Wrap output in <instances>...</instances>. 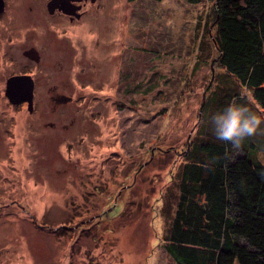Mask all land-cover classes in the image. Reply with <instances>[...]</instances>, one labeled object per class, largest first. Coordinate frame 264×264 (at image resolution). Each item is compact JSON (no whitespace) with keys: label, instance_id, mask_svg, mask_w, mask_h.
I'll list each match as a JSON object with an SVG mask.
<instances>
[{"label":"rangeland","instance_id":"1","mask_svg":"<svg viewBox=\"0 0 264 264\" xmlns=\"http://www.w3.org/2000/svg\"><path fill=\"white\" fill-rule=\"evenodd\" d=\"M47 1L0 14V264H176L165 235L204 101L226 80L252 100L217 64L213 3L77 0L71 21ZM25 74L33 111L7 95Z\"/></svg>","mask_w":264,"mask_h":264},{"label":"trees","instance_id":"2","mask_svg":"<svg viewBox=\"0 0 264 264\" xmlns=\"http://www.w3.org/2000/svg\"><path fill=\"white\" fill-rule=\"evenodd\" d=\"M185 1L213 3L217 64L252 100L228 80L206 97L202 137L180 164L164 247L176 264H264V121L237 147L214 135L211 119L230 103L264 118V0Z\"/></svg>","mask_w":264,"mask_h":264},{"label":"clouds","instance_id":"3","mask_svg":"<svg viewBox=\"0 0 264 264\" xmlns=\"http://www.w3.org/2000/svg\"><path fill=\"white\" fill-rule=\"evenodd\" d=\"M214 135L239 147L242 141L254 135L264 118L245 106L230 103L212 116Z\"/></svg>","mask_w":264,"mask_h":264},{"label":"water","instance_id":"4","mask_svg":"<svg viewBox=\"0 0 264 264\" xmlns=\"http://www.w3.org/2000/svg\"><path fill=\"white\" fill-rule=\"evenodd\" d=\"M72 1L74 0H52L49 4L50 10L51 11L55 10V8L58 7L57 4L61 3L62 6H64L65 8L64 10L66 12L72 13L73 11L70 9V7L72 6ZM34 51L37 54V51L36 50ZM23 80L26 82L25 84L23 83ZM33 90H34V83H33V80L29 76H14L8 81L7 95L13 101L15 98H17V100L27 99L29 101L30 109H32V106H33ZM67 99H70V98L67 97Z\"/></svg>","mask_w":264,"mask_h":264},{"label":"flooded vegetation","instance_id":"5","mask_svg":"<svg viewBox=\"0 0 264 264\" xmlns=\"http://www.w3.org/2000/svg\"><path fill=\"white\" fill-rule=\"evenodd\" d=\"M52 0H50L48 3H46L47 4V8H48V11L50 12V13H55V10L56 9H59V10H61L62 12H64V13H66V14H68L67 16L70 18V20L71 21H74V19H76V18H81L82 17V15H83V12H82V8H83V5H85V4H87V2H81V3H79L77 0H74V1H72V6L70 7V9L73 11L72 13H68V12H66L64 9V6H62V4L61 3H58L57 5H58V7L57 8H55V10H53V11H51L50 10V6H49V4H50V2H51ZM6 5H7V3H6V0H0V14L1 13H4L5 12V8H6ZM80 5H82V7L80 8ZM73 14V15H72ZM38 55V54H37ZM39 57V56H38ZM23 76H28V75H23ZM32 79V78H31ZM33 83H34V90H33V106H32V111H33V109H34V95H35V82H34V80H33ZM30 107V106H29Z\"/></svg>","mask_w":264,"mask_h":264}]
</instances>
